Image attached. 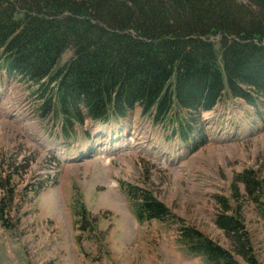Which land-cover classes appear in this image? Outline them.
Listing matches in <instances>:
<instances>
[{
    "label": "rangeland",
    "instance_id": "374dc122",
    "mask_svg": "<svg viewBox=\"0 0 264 264\" xmlns=\"http://www.w3.org/2000/svg\"><path fill=\"white\" fill-rule=\"evenodd\" d=\"M45 97L0 69V159L12 189L0 219V264H207L178 233L194 228L231 251L214 224L221 202L232 208L226 215L238 211L254 260L231 251L234 259L264 264V190L258 208L238 179L245 170L264 174V121L256 109L225 97L199 115L204 142L191 151L171 124L150 123L139 108L113 134L86 120L62 138L54 114L42 119L37 111ZM88 141L108 155L68 162L73 146ZM136 189L167 207L164 221L137 218Z\"/></svg>",
    "mask_w": 264,
    "mask_h": 264
},
{
    "label": "trees",
    "instance_id": "16d2710c",
    "mask_svg": "<svg viewBox=\"0 0 264 264\" xmlns=\"http://www.w3.org/2000/svg\"><path fill=\"white\" fill-rule=\"evenodd\" d=\"M2 68L46 93L37 111L42 119L53 113L64 138L86 120L118 121L139 108L171 124L193 151L204 142L199 115L225 97L243 100L264 121V0H0ZM3 166L0 159L1 220L12 194ZM238 179L259 208L264 174L245 170ZM140 190L137 218L164 221L167 207ZM221 206L214 224L231 251L253 263L238 211L226 215L232 208ZM178 242L207 264H238L194 228L182 226Z\"/></svg>",
    "mask_w": 264,
    "mask_h": 264
},
{
    "label": "bare ground",
    "instance_id": "6f19581e",
    "mask_svg": "<svg viewBox=\"0 0 264 264\" xmlns=\"http://www.w3.org/2000/svg\"><path fill=\"white\" fill-rule=\"evenodd\" d=\"M208 112H210V111H208ZM120 137V136H119ZM117 139V138H116Z\"/></svg>",
    "mask_w": 264,
    "mask_h": 264
}]
</instances>
